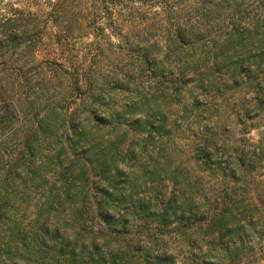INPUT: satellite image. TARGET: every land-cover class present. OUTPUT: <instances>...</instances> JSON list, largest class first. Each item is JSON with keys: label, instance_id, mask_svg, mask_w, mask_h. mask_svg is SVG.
<instances>
[{"label": "rangeland", "instance_id": "obj_1", "mask_svg": "<svg viewBox=\"0 0 264 264\" xmlns=\"http://www.w3.org/2000/svg\"><path fill=\"white\" fill-rule=\"evenodd\" d=\"M40 1L48 4L49 0ZM9 2L16 0H0V15ZM190 2H169L182 8L176 14L179 24L196 20L197 12L190 8L194 7ZM139 11L143 16L153 14L148 6ZM243 23L247 31L224 38L212 50L206 40L188 48L183 68L194 75L191 69L196 67L202 74L184 85L179 78L175 88L154 91L152 96L138 88V76L129 83L124 73L125 58L116 59L107 40L95 36V29L73 34L71 41L85 73L97 86L110 84L87 100L93 106V123L85 120L75 130L79 132L74 142L90 147L93 169L77 166L62 179L65 164L58 165V160L45 157V152L36 154L34 177L26 188L17 182L16 196L21 199L9 211L8 221L0 224V231L7 229L11 236H18L20 229L31 223L28 236L32 237L49 217L58 232L55 234L52 225L48 227L50 236L45 239L49 247L41 251H35L26 237L22 264H264V145L253 150L257 161L249 158L253 152L249 144L259 142L264 131V112L247 118L254 103L244 101L256 93L251 79L225 88L208 63V58L215 56L219 72L225 71L222 65L228 63L226 70L236 76L240 63L230 62L239 58L254 62L251 56L260 49V29L254 20ZM109 33L105 29L104 34ZM114 79L117 84L112 85ZM133 101L138 102L135 110L126 109L125 105ZM140 108L148 112L142 111V116L156 127V134L127 151L128 140L131 142L134 135L114 128L112 114L117 111L131 120L140 114ZM177 111H181L178 117ZM82 116L87 117L86 113ZM98 118L105 121L98 123ZM244 138L248 144L239 141ZM207 140L211 146H219L210 158L214 164L195 157L196 148ZM223 151H232L228 160L231 167H222L227 162ZM148 212L158 219L146 218ZM125 220L132 231L144 224L158 225L160 231L136 254L105 235L110 228H122ZM250 221L252 227L247 225ZM209 222L228 224L233 230L219 235L217 227L208 230ZM238 224L246 225L244 231L234 230ZM175 225L180 229L168 234ZM98 247L100 250L95 251Z\"/></svg>", "mask_w": 264, "mask_h": 264}, {"label": "trees", "instance_id": "obj_2", "mask_svg": "<svg viewBox=\"0 0 264 264\" xmlns=\"http://www.w3.org/2000/svg\"><path fill=\"white\" fill-rule=\"evenodd\" d=\"M170 1L175 0L9 2L0 15V224L8 221L9 211L21 199L16 196L17 182L25 188L31 183L38 165L35 156L39 151L45 152L47 158L58 160V165L65 164L60 175L62 179L67 178L68 171L77 166L92 172V160L88 156L90 147L80 141L74 142V136L79 132L75 130L85 120L93 123V106L87 100L110 84L97 86L95 79L92 82L83 69L71 39L73 34L85 28H93L95 36L104 37L116 59L119 56L125 58V78L133 83V78L138 76V88L145 89L152 96L154 91L175 88V81L179 78L184 85L192 81L194 75L202 74L196 67L191 69L194 75L189 74V68H183L188 48L206 40L209 50H212L214 44L224 38L230 39L239 35V31H247L244 21L254 20L260 29L257 35L261 37L258 54L251 56L254 62L246 63L247 58L230 62L240 63L236 76L226 70L228 63H223L225 71L219 72L215 56L208 58V63L214 72H218V82L225 88L229 85L238 87L251 79L256 93L254 98L244 101V104L254 103V108L246 114L247 118H257L260 112H264V0H190L194 5L190 8L197 12L194 14L196 20L183 24H179V16L176 17L182 8L173 7ZM142 6L150 7L152 16L140 14ZM246 9L256 12H247ZM251 13L254 16L250 17ZM105 29L110 31L108 35L104 34ZM252 66L254 71H251ZM249 74L253 77H248ZM116 80L112 85L117 84ZM136 101L128 102L125 108L135 110ZM142 111L148 113L140 108V114L131 120L117 111L112 114L114 128L125 130L131 137L134 135L131 142L128 140L127 151L133 150L136 143L145 144L156 134V127L145 122ZM85 113L87 117L82 116ZM180 113L177 111V117ZM97 121L105 120L98 118ZM260 134L259 142L249 144L252 151L264 145V131ZM239 141L243 145L248 144L245 138ZM203 143L196 148V159L214 164L210 158L219 151V146H211L210 140ZM222 153L227 158L222 167H231L228 160L232 151ZM252 157L257 161L255 151L250 153L249 158ZM261 214L256 219L257 223ZM152 217L157 216L148 212L146 218ZM127 221L122 223V228L113 227L104 234L137 254L146 249L148 240L156 239L159 226L144 224V227L132 231L126 226ZM213 224L209 222L206 227L210 231L217 227L219 235H227L233 230L228 224ZM30 225L20 229L18 236L17 233L11 236L7 229L0 231L3 232L0 236V264H22L21 248L26 247V237L35 251H41L49 247V240L45 239L50 236L48 227L52 225L55 234L58 232L49 217L41 223L40 232H33L32 237L28 236ZM247 225L253 226L251 221ZM175 226L168 234L180 229ZM245 226L238 224L234 230L244 231ZM99 250V247L95 249Z\"/></svg>", "mask_w": 264, "mask_h": 264}]
</instances>
